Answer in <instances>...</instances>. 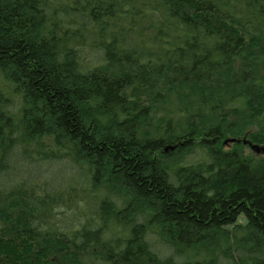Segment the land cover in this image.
<instances>
[{"label": "trees", "instance_id": "obj_1", "mask_svg": "<svg viewBox=\"0 0 264 264\" xmlns=\"http://www.w3.org/2000/svg\"><path fill=\"white\" fill-rule=\"evenodd\" d=\"M241 134L264 0H0V264H264Z\"/></svg>", "mask_w": 264, "mask_h": 264}, {"label": "rangeland", "instance_id": "obj_2", "mask_svg": "<svg viewBox=\"0 0 264 264\" xmlns=\"http://www.w3.org/2000/svg\"><path fill=\"white\" fill-rule=\"evenodd\" d=\"M250 130H252V129H248V131H250ZM254 131V130H253ZM238 138L239 140H242V139H247V135H244V134H241L239 137L238 136H228L227 137V139L228 138ZM226 140V139H225ZM232 145H233V143H230V145L227 147V148H231L232 147ZM247 146V145H246ZM260 146H264V144H260ZM244 152L246 153V154H250L249 152H252V151H254V150H252L251 148H249V147H245L244 146ZM257 154H259V153H257ZM262 155V154H261ZM260 155V156H261ZM179 158V157H178ZM67 167V165L65 164V165H63V166H60V167H58L57 168V170L58 171H60V177L61 178H64V179H66V176L65 175H67L68 174V171L65 169ZM74 173H75V175L76 176H80L81 175V173H79V172H77V171H74ZM62 182V185H63V187L64 188H66V186H67V184H66V182L64 181V180H62L61 181ZM79 194H71L70 195V197L69 198H74V199H76V198H80V197H85L86 195H88V197H90V199H91V195L90 194H88L87 192H84L83 191V193H81L80 192V190H79V192H78ZM82 206V210H88L87 212H92L94 209H95V207H96V205H93L92 204V202H89L88 204H86V205H84V204H82L81 205ZM75 207V206H74Z\"/></svg>", "mask_w": 264, "mask_h": 264}, {"label": "water", "instance_id": "obj_3", "mask_svg": "<svg viewBox=\"0 0 264 264\" xmlns=\"http://www.w3.org/2000/svg\"><path fill=\"white\" fill-rule=\"evenodd\" d=\"M236 141L240 142V140L228 138L224 140L223 144L226 145L228 143H234ZM243 141L244 143L249 144L256 153H264V146L254 144L252 141H247L245 139ZM177 146L178 145L165 147L164 152L168 153L169 151H173L175 148H177Z\"/></svg>", "mask_w": 264, "mask_h": 264}]
</instances>
